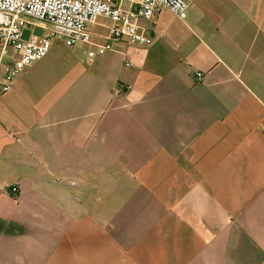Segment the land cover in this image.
Wrapping results in <instances>:
<instances>
[{"label": "crops", "instance_id": "crops-1", "mask_svg": "<svg viewBox=\"0 0 264 264\" xmlns=\"http://www.w3.org/2000/svg\"><path fill=\"white\" fill-rule=\"evenodd\" d=\"M187 2L0 95V264H264V0Z\"/></svg>", "mask_w": 264, "mask_h": 264}, {"label": "built area", "instance_id": "built-area-1", "mask_svg": "<svg viewBox=\"0 0 264 264\" xmlns=\"http://www.w3.org/2000/svg\"><path fill=\"white\" fill-rule=\"evenodd\" d=\"M162 8L184 19L187 0H0V95L9 91L16 77L32 63L39 61L56 40L65 46L91 44L88 26L98 18L108 21L104 42L94 44L88 56L103 54L113 42L146 45L149 38L139 31L141 20L156 24ZM28 35L24 37V31ZM36 30L39 33H36ZM7 59L8 62L3 60ZM130 66V63H126ZM128 87H124L125 92ZM17 197L13 186L7 192Z\"/></svg>", "mask_w": 264, "mask_h": 264}, {"label": "rangeland", "instance_id": "rangeland-1", "mask_svg": "<svg viewBox=\"0 0 264 264\" xmlns=\"http://www.w3.org/2000/svg\"><path fill=\"white\" fill-rule=\"evenodd\" d=\"M101 22H105L104 19L98 18L96 23L99 24ZM90 29H94V30L96 29L97 31H103V29L101 27H99L98 25H91V26L89 25L88 30H90ZM36 33L38 34L39 31L36 30ZM27 35H28V31L26 30V31H24V37L26 38Z\"/></svg>", "mask_w": 264, "mask_h": 264}]
</instances>
